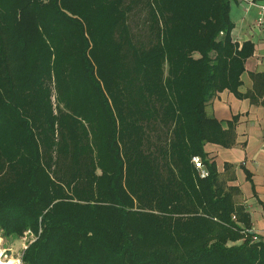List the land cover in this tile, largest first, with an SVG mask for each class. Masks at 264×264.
<instances>
[{
  "label": "trees",
  "instance_id": "16d2710c",
  "mask_svg": "<svg viewBox=\"0 0 264 264\" xmlns=\"http://www.w3.org/2000/svg\"><path fill=\"white\" fill-rule=\"evenodd\" d=\"M233 3L0 0V136L18 154L0 173L20 188L0 190V227L39 234L23 264H264L205 151L235 142L207 112L219 92L264 105V71L239 90L255 43L234 40Z\"/></svg>",
  "mask_w": 264,
  "mask_h": 264
},
{
  "label": "crops",
  "instance_id": "0c3cea01",
  "mask_svg": "<svg viewBox=\"0 0 264 264\" xmlns=\"http://www.w3.org/2000/svg\"><path fill=\"white\" fill-rule=\"evenodd\" d=\"M259 1L264 4L262 0H257L256 3L261 4ZM252 8H255L253 14L245 9L241 12L244 13L242 18L248 29L236 30L243 41L251 39L255 43L254 54L247 59L246 69L241 75L243 83L239 90L242 93L253 88L251 72L264 71V24L256 29L252 21L258 16L256 12L259 9L257 6L250 9ZM207 112L222 121L225 129L229 127L228 122L234 125L233 145L208 142L205 144V151L216 162L221 176L235 177L227 184L240 189L238 204L245 207L251 220L252 232L264 239V105L252 103L249 98H240L225 89L209 101ZM233 220H238L235 214Z\"/></svg>",
  "mask_w": 264,
  "mask_h": 264
},
{
  "label": "rangeland",
  "instance_id": "374dc122",
  "mask_svg": "<svg viewBox=\"0 0 264 264\" xmlns=\"http://www.w3.org/2000/svg\"><path fill=\"white\" fill-rule=\"evenodd\" d=\"M256 1L257 0H255V2ZM262 1H264V0H262ZM259 2L261 3V1H259ZM246 3H241V4L233 3L232 4L231 16H232V19L236 23V26L233 30L234 40L243 41V38H240L237 35L236 30H238V29L241 30V28H242V30L248 29V27H246V24H245V22H246L245 19L242 18L244 13H241V12H243L245 7L248 8ZM253 7H256V3ZM250 8L248 10H250V13L253 14V10L255 8H252V9H250ZM257 13L258 12H256V16H257ZM252 23L255 24V27L257 29L258 28L257 26H259L257 20L253 19ZM55 94H56V92L54 89H52V86H51V97L50 98H51V102H52L54 107L56 105ZM0 137H1L0 138V155L5 150H8L9 154H13V156H14V154L18 155L17 152L15 151V148L10 143H8L4 138H2L4 136H0ZM18 176H19V178L17 179V181L20 182L21 181V175H18ZM222 178H228V177L222 176ZM11 181L12 180L7 178L6 172L1 171V173H0V190L9 189L12 192V194L20 192V188L18 186H16V184L12 185ZM68 189H71V188H67V190ZM72 189H74V186L72 187ZM69 192H70V190H69ZM134 198H136L135 195H134ZM72 201H73V203H76V204L84 202V200H81L78 198H73ZM136 205H137V207L140 206V204L137 201H136ZM38 235L35 232H32L30 230H26L23 232V234L20 236V238H17L15 240H11V239H9L8 236H6L4 229L2 227H0V264H9V263H11V264H23L22 256H23L24 250L38 237ZM19 259H20V262H18Z\"/></svg>",
  "mask_w": 264,
  "mask_h": 264
},
{
  "label": "built area",
  "instance_id": "2783aa9c",
  "mask_svg": "<svg viewBox=\"0 0 264 264\" xmlns=\"http://www.w3.org/2000/svg\"><path fill=\"white\" fill-rule=\"evenodd\" d=\"M241 3H246L248 8L245 7L244 9L248 11V9L252 5L254 6L256 2H255V0H241ZM256 6L259 9L258 16L256 17V20L258 22V25L261 27L264 24V4H262V3L261 4H259V3L257 4L256 3ZM193 161H194L196 167L201 169V175L203 177L206 176L208 174V171L204 168V163H202L201 158L199 156H195L193 158ZM254 240H259L257 235L254 236ZM18 262H20V259H19Z\"/></svg>",
  "mask_w": 264,
  "mask_h": 264
},
{
  "label": "bare ground",
  "instance_id": "6f19581e",
  "mask_svg": "<svg viewBox=\"0 0 264 264\" xmlns=\"http://www.w3.org/2000/svg\"><path fill=\"white\" fill-rule=\"evenodd\" d=\"M9 264H11V263H9Z\"/></svg>",
  "mask_w": 264,
  "mask_h": 264
}]
</instances>
